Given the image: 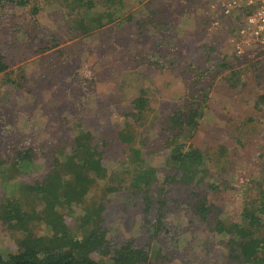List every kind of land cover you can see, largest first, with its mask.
Listing matches in <instances>:
<instances>
[{"label": "rangeland", "instance_id": "rangeland-1", "mask_svg": "<svg viewBox=\"0 0 264 264\" xmlns=\"http://www.w3.org/2000/svg\"><path fill=\"white\" fill-rule=\"evenodd\" d=\"M149 2L151 8L163 9L173 27L162 29L157 21L137 27L138 21L150 18ZM251 9L224 15L213 0H124L120 11L124 19L117 25L86 32L77 27L81 15L67 0H35L24 10L7 12L0 26V50L9 65V74H0V155L23 136L60 144V137H66L75 124L104 127L108 133L117 124V115L141 93L151 99L152 112L147 125L137 126L135 134L159 148L166 139L155 120L163 111L161 104L193 91L189 68L209 71L212 59L229 54L224 62L243 70L238 79L231 81L229 70L218 75L211 70L201 82L202 88L211 85V94L193 143L203 150L212 171L189 191L184 189L187 185L173 184L168 196L172 206L163 210L164 229L158 238L170 258L163 264H239L228 239L214 236L212 221H201L193 211L197 194L203 191L218 209L215 217L240 221L242 210L260 197L259 183L264 187V45L250 46L242 56L234 49ZM204 44L207 52L215 49L212 56L204 52ZM153 53L162 64H136ZM149 157L156 167L166 166L163 155ZM41 167L34 166L21 178L33 182L42 174ZM6 178V173L0 174V187ZM99 190H92L89 203L97 199ZM117 193L96 202L108 209L103 222L113 232L135 235L146 219L143 207L125 199L127 192ZM26 205L29 212L37 213L41 201L32 197ZM63 213L72 214L68 208ZM42 223L30 226L45 230ZM70 224L76 228L78 220L71 219ZM24 237L23 231H11L0 222V245L18 247Z\"/></svg>", "mask_w": 264, "mask_h": 264}, {"label": "trees", "instance_id": "trees-1", "mask_svg": "<svg viewBox=\"0 0 264 264\" xmlns=\"http://www.w3.org/2000/svg\"><path fill=\"white\" fill-rule=\"evenodd\" d=\"M34 1L0 0V26L7 12L24 10ZM67 1L77 8L81 18L75 23L85 32L117 25V21L124 19L120 13L124 0ZM150 4H147L150 18L138 21L137 27H145L147 21H157L162 29L173 27L162 13L163 9H153ZM132 18L133 15L126 16L128 21ZM202 46L205 52L207 45ZM213 50L206 53L212 56ZM228 55L212 59L209 71L218 75L229 70L231 76L227 77L232 81L238 79L236 76L243 70L224 62L231 56ZM144 57L145 61L136 64H162L156 53ZM8 70L6 57L0 50V74ZM189 70L193 74V91L183 99L163 102V111L155 115L161 136L166 138L159 148L143 135L135 134L137 126L147 125L152 112L151 99L145 93L137 95L129 109L117 115V124L108 133L104 127L75 124L78 130L75 126L69 128V134L58 140L63 141L60 144L26 140L24 136L12 142L7 154L0 155V174H7L5 186L0 187V222L11 231H23L25 237L18 247L0 245V264L168 263L170 258L164 254L158 235L164 229L163 210L172 206L168 196L173 184L187 185L184 189L189 191L191 185L203 182L212 171L203 150L193 143L210 99L211 85L201 87V82L210 77L209 71ZM117 140L120 146L115 143ZM155 154L165 158L166 166L162 170L148 158ZM38 165L43 166V172L33 182L21 178ZM160 174L164 183L159 182ZM122 175H128V181H124ZM211 187L216 189L215 185ZM258 187L260 197L242 210L240 221L216 218L218 209L213 201L203 191L197 194L193 212L205 223L212 221L214 236L228 239L232 255L239 264H264V187L262 183ZM97 188L100 194L96 192L97 199L89 203L88 197ZM114 191L116 194L121 191L122 196L127 192L129 197L125 199L143 207L146 219L135 235H124L120 230L113 232L103 222L107 220L108 209L96 202ZM32 197L41 201L39 211H43L44 216L38 215V210L33 211L35 214L28 211L26 204ZM88 204L92 206L88 208ZM65 208L72 212L71 216L63 213ZM74 218L78 220L76 228L70 224ZM39 221H43L45 230L37 229L36 224L30 226Z\"/></svg>", "mask_w": 264, "mask_h": 264}, {"label": "built area", "instance_id": "built-area-1", "mask_svg": "<svg viewBox=\"0 0 264 264\" xmlns=\"http://www.w3.org/2000/svg\"><path fill=\"white\" fill-rule=\"evenodd\" d=\"M224 15H232L242 8H252L246 13L234 44L238 56L254 45H264V0H213ZM217 23V21H216Z\"/></svg>", "mask_w": 264, "mask_h": 264}, {"label": "crops", "instance_id": "crops-1", "mask_svg": "<svg viewBox=\"0 0 264 264\" xmlns=\"http://www.w3.org/2000/svg\"><path fill=\"white\" fill-rule=\"evenodd\" d=\"M204 11V10H203ZM227 36V34H225Z\"/></svg>", "mask_w": 264, "mask_h": 264}]
</instances>
